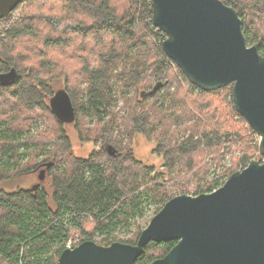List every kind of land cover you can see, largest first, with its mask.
Returning a JSON list of instances; mask_svg holds the SVG:
<instances>
[{"label": "trees", "instance_id": "obj_1", "mask_svg": "<svg viewBox=\"0 0 264 264\" xmlns=\"http://www.w3.org/2000/svg\"><path fill=\"white\" fill-rule=\"evenodd\" d=\"M220 1L237 11L247 46L264 57V0ZM151 19V0H25L0 20V76L16 74L0 81V185L52 163L49 194L41 184L34 191L0 188V264H59L75 233L79 244L99 236L104 247L136 245L143 228L127 240L115 232L143 205L157 213L177 188L209 194L251 161L262 162L256 133L235 110L232 85L204 92L190 84L162 53L166 36ZM60 78L80 137L116 146V157L104 150L87 160L72 156L49 108L51 83ZM158 82L163 87L149 95ZM87 117L97 126L86 132ZM37 121L47 126L33 134ZM135 134L155 141L154 151L175 171L170 189L154 185L163 176L125 153ZM223 148L233 150V168L205 181L207 169L195 170ZM175 244L151 242L135 264L161 259Z\"/></svg>", "mask_w": 264, "mask_h": 264}, {"label": "water", "instance_id": "obj_2", "mask_svg": "<svg viewBox=\"0 0 264 264\" xmlns=\"http://www.w3.org/2000/svg\"><path fill=\"white\" fill-rule=\"evenodd\" d=\"M23 1L0 0V20ZM151 5L152 24L166 36L162 53L204 92L232 85L235 110L259 138L263 160L251 161L209 194L170 199L142 230L136 245L116 242L104 247L84 241L63 251L59 264H135L151 242L176 244L150 264H264V57L255 46H247L237 11L220 0H151ZM15 76L11 70L0 81ZM162 87L158 82L149 95ZM49 108L63 125L76 120L65 89L54 93ZM107 154L116 157L118 151L108 146ZM45 174L39 172V182Z\"/></svg>", "mask_w": 264, "mask_h": 264}, {"label": "rangeland", "instance_id": "obj_3", "mask_svg": "<svg viewBox=\"0 0 264 264\" xmlns=\"http://www.w3.org/2000/svg\"><path fill=\"white\" fill-rule=\"evenodd\" d=\"M51 87L53 90V94L61 89L66 90L63 78L54 80L51 83ZM121 103H122L121 101L118 103V107L116 108V110H119V108L121 107ZM46 123L47 122H42V121L35 122L33 128V134H37V132H40V130L41 131L45 130L47 126ZM82 126L86 129V132L87 130L95 129V127L97 126L96 119L93 117L92 118L87 117V119H83ZM50 128L51 127H48L47 130H49ZM63 129L65 131L66 136L69 139L73 157L87 160L89 157L99 153L101 150H104L105 154L108 155L107 146L109 145L106 146L105 144L95 142L94 139H91L89 141L83 140L79 135L78 129L75 127V123L71 125H64ZM119 137L122 138L121 141L122 143L121 145H119V147L121 148L126 143L127 137L124 134L119 135ZM110 146H112L117 150L116 146L113 145ZM155 146H156L155 141H151L141 134H135L132 137L131 144L129 145V148L125 151V153L132 155L134 160L140 163L142 166L151 169L152 170L151 176L153 177L159 175L163 176V180L155 183L154 185L169 188L176 183L174 180L169 179L170 176H175V171L172 172L168 171V168L165 166V162L163 158L154 151ZM257 155H258V148H257L256 157ZM260 157L261 156H259V158ZM234 158H235L234 152L233 150H230V148L229 149L223 148L219 152L212 151L211 153H207L205 155L203 167L199 166L195 170V172L198 171L201 172L202 170L207 169L208 175H205V181H210L211 179H214V177L218 178L220 173L223 172L225 169L231 170L234 166L233 165ZM261 159L263 160L262 157ZM38 175H39V171H33L29 174L2 183L0 185V188H2L3 190L9 193H13L18 190H29L34 185L40 183L42 188L46 191V193L49 194L51 192L50 175L47 178L45 177L43 179V182H39ZM191 175L192 174L188 175L187 177H190ZM181 191L182 190L179 188L175 189L172 196L175 197L183 194ZM185 195L194 196L192 194H185ZM156 208L157 207H155L152 204L143 205L144 210L142 214L137 215L136 218L131 220L127 228H118L117 231L115 232V236H117L119 240H127L133 235L137 227L145 229L150 223L151 219L160 211L159 210L157 213H155ZM85 224L83 226L84 229L89 231L91 225L88 223ZM79 239L80 237L78 236V234L75 233V235L72 236L70 239L71 244H79ZM100 239L101 237L96 236L93 242L97 244L100 241Z\"/></svg>", "mask_w": 264, "mask_h": 264}, {"label": "flooded vegetation", "instance_id": "obj_4", "mask_svg": "<svg viewBox=\"0 0 264 264\" xmlns=\"http://www.w3.org/2000/svg\"><path fill=\"white\" fill-rule=\"evenodd\" d=\"M41 170H45V172H46V174H45V177L47 178L48 176H49V170L45 167V166H43L42 168H41ZM42 182V181H41ZM37 185H40V183H38ZM40 187V186H39ZM41 188H42V186H41ZM43 189V188H42ZM176 243V242H175Z\"/></svg>", "mask_w": 264, "mask_h": 264}, {"label": "built area", "instance_id": "obj_5", "mask_svg": "<svg viewBox=\"0 0 264 264\" xmlns=\"http://www.w3.org/2000/svg\"><path fill=\"white\" fill-rule=\"evenodd\" d=\"M78 244H71V241L68 242L67 244V249H73L74 247H76Z\"/></svg>", "mask_w": 264, "mask_h": 264}]
</instances>
